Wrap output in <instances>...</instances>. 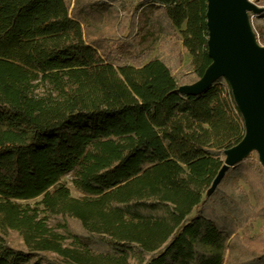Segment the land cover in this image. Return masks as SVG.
<instances>
[{
	"label": "trees",
	"instance_id": "1",
	"mask_svg": "<svg viewBox=\"0 0 264 264\" xmlns=\"http://www.w3.org/2000/svg\"><path fill=\"white\" fill-rule=\"evenodd\" d=\"M206 8L0 0V264H264V165L219 175L245 134L231 86L181 89L212 62Z\"/></svg>",
	"mask_w": 264,
	"mask_h": 264
},
{
	"label": "water",
	"instance_id": "2",
	"mask_svg": "<svg viewBox=\"0 0 264 264\" xmlns=\"http://www.w3.org/2000/svg\"><path fill=\"white\" fill-rule=\"evenodd\" d=\"M259 10L248 0H207V45L212 62L199 81L181 88L198 93L219 76L231 86L244 118L245 134L226 150L219 175L254 146L264 155V47L254 43L247 16V11Z\"/></svg>",
	"mask_w": 264,
	"mask_h": 264
},
{
	"label": "rangeland",
	"instance_id": "3",
	"mask_svg": "<svg viewBox=\"0 0 264 264\" xmlns=\"http://www.w3.org/2000/svg\"><path fill=\"white\" fill-rule=\"evenodd\" d=\"M248 1L255 4V6L260 9L258 12L247 11V16H248V22L250 25V29L253 34L254 43L260 47H264V0H248ZM126 2H127V6L131 7L136 3V0H126ZM148 9H149L148 7H145V9L142 10V12L139 14L140 21L143 22L145 15L148 13ZM159 38H160L159 27L156 23H154L149 28V34L147 35L145 39L144 46H148L152 48L153 50H155L158 44ZM189 58L190 56L188 54H184L182 65H185L189 61ZM247 155L249 158H251L250 160L259 159L260 161H262L261 163L264 165V155L262 154L258 146L252 147L247 152L246 156ZM73 177H74V172L69 171L61 176L60 181L69 188L70 193L73 196H76V197L88 196L87 193L81 191L80 189H77L73 185L72 183ZM236 185L242 186L243 189L247 192L250 201L254 202V196H253L251 187L247 183H243L240 179L235 178L233 186H236ZM39 199L40 197H36L30 200H20V202L22 204L28 202L30 205H34L37 201H39ZM38 206L42 208L41 205H38ZM261 222H262L261 218H257L256 220L252 221L247 227L248 228L247 232L249 234L258 233ZM49 223L51 225H54L56 221L55 219H51L49 220ZM58 230L63 232L62 229H58ZM15 235L16 234L13 233V236Z\"/></svg>",
	"mask_w": 264,
	"mask_h": 264
}]
</instances>
